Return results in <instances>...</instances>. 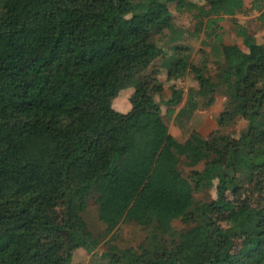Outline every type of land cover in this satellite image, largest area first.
Segmentation results:
<instances>
[{
    "label": "trees",
    "instance_id": "trees-1",
    "mask_svg": "<svg viewBox=\"0 0 264 264\" xmlns=\"http://www.w3.org/2000/svg\"><path fill=\"white\" fill-rule=\"evenodd\" d=\"M199 2L0 0V264H63L56 237L44 236L58 224L52 211L59 204L65 213L57 231L68 236L71 250L92 252L97 243L83 213L93 191L108 232L119 223L151 229L141 254H110L112 264H264V208L237 211L224 199L237 174L264 176V49L236 23L249 53L225 45L217 33L224 18L245 11L244 0ZM171 5L203 20L200 31L176 27ZM249 11L264 26V0H251ZM118 20L120 30L111 31ZM164 31L173 51L161 65L166 79L190 73L199 87L189 89L186 100L181 90L166 98L157 72L144 75L166 56L154 41ZM199 32L220 49L219 83L206 76L205 66L192 65L189 48L182 46ZM125 74L141 76L130 111L108 115L109 102L128 87ZM222 84L228 101L218 127L241 118L246 132L209 140L191 132L183 142L169 135L161 107L171 118L183 104L175 117L182 127L199 109V90ZM213 103L211 98L206 106ZM182 159L189 168L204 162L203 171L184 178ZM215 180L217 199L194 206V192ZM214 210L231 225L250 222L240 244L214 224ZM195 218L200 225L178 235L174 248L161 246L165 236H174V221Z\"/></svg>",
    "mask_w": 264,
    "mask_h": 264
},
{
    "label": "rangeland",
    "instance_id": "rangeland-1",
    "mask_svg": "<svg viewBox=\"0 0 264 264\" xmlns=\"http://www.w3.org/2000/svg\"><path fill=\"white\" fill-rule=\"evenodd\" d=\"M250 1L251 0H244L245 11L242 14L237 15L234 20L224 18L220 23V30L217 32L222 36L225 45H237L246 54L249 53V48L244 45L243 39L236 34L234 23L240 25L246 30V38L249 42L261 46L264 49V26L257 21V14L249 11ZM192 2L199 6L203 5L199 0H192ZM169 10L173 16V22L176 27L191 34H194L198 30L200 31L199 23H203L204 21L197 19L194 13L178 14L173 5L169 6ZM122 23L123 20H118V22H115L114 28H111L110 30L118 32ZM107 32L109 31L107 30L106 33ZM169 39L170 33L168 31H164L161 35L154 37V41L158 47L164 50L166 56L157 59L151 69L146 71L144 75L149 74L150 72H157L156 74L162 82L163 87H166L167 92L171 94L172 91L181 90L183 92V98L185 99L189 89L192 88L198 90L199 87L190 73L186 74L179 80L168 81L166 79V73L162 71L161 65L164 60H169L173 56ZM182 46L189 48L191 64L197 67L205 66L206 76L211 77L213 82H218L215 77L220 71L222 58L220 55V49L218 46L214 45L213 39H208L206 38V34L199 32V35L195 38L187 37ZM120 72L124 75L123 70H115V74H119ZM125 77L128 82V87L122 91L116 99L109 102L107 108L108 115L126 114L130 111H127L126 109L127 106L130 107L129 97L134 92L141 76L138 74H125ZM199 91V109L195 113H197L200 118H197L192 122H182V127L178 126L180 123L179 119H173V117L169 118L166 115L167 107H161L163 121L167 127L169 135H171L176 141L182 142L189 137L191 132H198L202 138L206 140L216 136L238 139L244 132H246L247 122L241 118H237L234 124L226 128L218 127L217 120L219 115L226 108L228 101L223 84L218 85L216 89ZM170 94H166V98L170 96ZM166 98L161 100H165ZM211 98H214V103L208 107L206 106V103ZM156 100L159 101V98L156 97ZM181 106L182 105L176 107L175 111ZM118 107L119 110H117ZM182 161L179 170L182 173V176L186 179H189L191 171L201 172L204 169V162H201L194 168H189L185 165L184 159H182ZM217 184L218 180H215L213 181V187H203L195 191L193 194L194 206L197 207L215 201L217 199L215 188ZM97 199L98 194L93 191L91 198L87 202L85 212L83 213L87 232H89L92 240L97 243V246L92 252H87L84 248L71 250L68 246V236L57 231L63 226V223L61 222L64 218L65 209L62 204H59L52 211V216H54L58 224H55L53 230H51L52 232L45 233L44 236L49 239L51 237H56L58 251L63 257V264H112L109 256L110 254L114 253L117 255L128 249L133 250V252H136L137 254H141V249L148 246V242L150 241L149 232L151 229L137 226L134 223H119L111 232H108L109 225L99 219V210L96 204ZM224 199L230 201L237 211L244 209H263L264 176L248 171L237 174L235 182L227 186L224 193ZM134 205L135 203L131 204L128 209H132ZM126 213L128 212L126 211ZM209 215L213 219L214 224L228 233L237 244L241 243L244 235L251 229L250 222L247 219H244L239 224L231 225L230 222L224 219L223 213L220 210H214ZM199 221L200 219L198 218L187 223L181 220L174 221L171 224L174 236H165L162 239L163 244L161 246L171 250L179 242L178 235L184 234L192 227L196 225L198 226V224L200 225Z\"/></svg>",
    "mask_w": 264,
    "mask_h": 264
},
{
    "label": "crops",
    "instance_id": "crops-1",
    "mask_svg": "<svg viewBox=\"0 0 264 264\" xmlns=\"http://www.w3.org/2000/svg\"><path fill=\"white\" fill-rule=\"evenodd\" d=\"M164 88H165V90H166V87H164ZM165 92H167V90H166ZM167 94H170V93L167 92ZM185 100H186V99H185ZM185 100H184V102H185ZM182 105H183V104H182ZM126 109H127V111H128V110H130V107L127 106ZM180 109H181V107H180L179 109H177V110L179 111ZM117 110H119V107L117 108ZM177 110L175 111L174 116H172L173 119H175V116H176V114L178 113ZM197 118H200L199 115H197V113H194V114L192 115L191 119H190V122H192L193 120H195V119H197ZM185 140H187V138H186ZM185 140H183V141H185ZM183 141H182V142H183Z\"/></svg>",
    "mask_w": 264,
    "mask_h": 264
}]
</instances>
